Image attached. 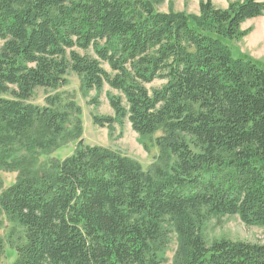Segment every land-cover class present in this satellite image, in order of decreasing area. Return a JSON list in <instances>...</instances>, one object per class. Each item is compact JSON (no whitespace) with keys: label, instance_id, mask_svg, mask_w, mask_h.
I'll use <instances>...</instances> for the list:
<instances>
[{"label":"trees","instance_id":"16d2710c","mask_svg":"<svg viewBox=\"0 0 264 264\" xmlns=\"http://www.w3.org/2000/svg\"><path fill=\"white\" fill-rule=\"evenodd\" d=\"M163 1L0 0V165L19 172L0 224L24 232L12 264H166L169 227L173 264H264V242L202 234L210 217L264 226V67L231 46L264 2L202 0L192 14L158 11ZM70 71L86 91L121 93L98 125L163 129L160 163L86 144L81 127L69 135L65 105L28 102ZM70 139L71 155L49 158ZM4 250L0 236V262Z\"/></svg>","mask_w":264,"mask_h":264},{"label":"rangeland","instance_id":"374dc122","mask_svg":"<svg viewBox=\"0 0 264 264\" xmlns=\"http://www.w3.org/2000/svg\"><path fill=\"white\" fill-rule=\"evenodd\" d=\"M201 1L164 0L156 8L158 11L166 13L173 10L198 14ZM235 1L238 0H214V3L217 7L227 8L229 3ZM261 1L264 2V0ZM242 29H251V31L246 37L232 41V49L235 53L245 54L255 59L264 67V14L246 21L242 25ZM161 84L162 82H156L150 86L155 87ZM109 94L121 95L107 85L101 91H86L82 86L81 77L70 71L64 86L55 90L39 87L28 102L41 107L51 104L48 99L56 100L59 104L62 103V106L65 105L70 111V117L66 124L69 135H74L77 127H81L80 132L86 144L110 148L140 162L145 170H149L157 162L160 163L158 160L160 149L156 139L163 135V129L160 128L151 136H141L133 130L127 118L117 119L112 126L98 125L95 122V117L116 116L108 99ZM124 103H126L125 100ZM76 145V140L70 139L67 143L64 141L49 158L62 160L73 153ZM46 158V155L41 157L43 160ZM18 175V171L4 169L0 165V193L14 184ZM1 221L0 236L5 240V250L0 264H12L17 257L16 245L24 243V232L6 215L1 216ZM202 234L208 243L222 238L234 241L264 242V226H248L238 215L207 218L203 224ZM177 247V234L173 227H169V238L162 253L166 264H173Z\"/></svg>","mask_w":264,"mask_h":264}]
</instances>
